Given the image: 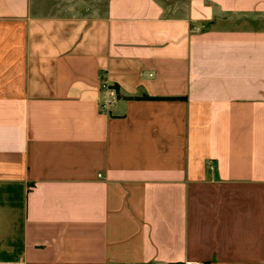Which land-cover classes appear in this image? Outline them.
<instances>
[{
	"label": "crops",
	"instance_id": "crops-1",
	"mask_svg": "<svg viewBox=\"0 0 264 264\" xmlns=\"http://www.w3.org/2000/svg\"><path fill=\"white\" fill-rule=\"evenodd\" d=\"M0 264H264V0H0Z\"/></svg>",
	"mask_w": 264,
	"mask_h": 264
}]
</instances>
